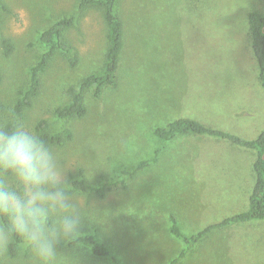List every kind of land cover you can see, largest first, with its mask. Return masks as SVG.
I'll use <instances>...</instances> for the list:
<instances>
[{
  "label": "rangeland",
  "instance_id": "374dc122",
  "mask_svg": "<svg viewBox=\"0 0 264 264\" xmlns=\"http://www.w3.org/2000/svg\"><path fill=\"white\" fill-rule=\"evenodd\" d=\"M79 1L0 0V38L12 43L8 54L0 44V127L13 120L29 69L45 50L39 33L73 17L63 35L75 64L55 51L39 93L16 121L34 133L40 119L50 133L69 129L70 140L49 145L69 180L80 170L87 184L105 189L99 197L68 184L92 220L84 233L110 255L80 242L66 247L67 264H264V219L211 229L189 246L169 229L173 217L190 236L245 210L256 152L207 134L168 141L154 134L177 118L246 139L264 129V87L247 21L249 11L264 15V0H117L124 30L117 83L100 96L87 88L85 114L61 119L55 109L70 100L69 88L101 72L107 46L101 12L79 9ZM0 264L35 261L21 240L13 256L0 250Z\"/></svg>",
  "mask_w": 264,
  "mask_h": 264
},
{
  "label": "trees",
  "instance_id": "16d2710c",
  "mask_svg": "<svg viewBox=\"0 0 264 264\" xmlns=\"http://www.w3.org/2000/svg\"><path fill=\"white\" fill-rule=\"evenodd\" d=\"M116 3L117 0H80L78 3L79 9L94 7L101 12L106 26L107 46L101 72L90 73L80 80L76 88H69L70 100L55 109V114L61 119L81 117L85 114L84 93L87 88L92 87L93 94L100 96L103 87L115 86L117 83L116 71L124 44V30L123 22L116 11ZM72 21L73 17H62L55 20L39 33L38 39L45 50L29 69L27 86L17 97L12 108L13 120L5 121L1 127H8L11 123L22 119L24 109L31 105L32 99L39 93L41 73L44 71L55 51H60L69 58L72 65L75 64L77 57L74 53V48L65 40L63 35L64 30ZM247 21L251 34V47L259 64L260 78L264 87V15L257 11H249L247 13ZM0 44L4 54H8L12 50V43L8 37L1 36ZM189 132L228 139L233 143L254 150L256 152V158L253 162L255 180L249 193L248 206L245 211L226 217L219 223L209 225L190 236L182 234L176 224V220L171 217L170 232L174 235L181 236L187 246H189L201 240L214 227L264 219V129L256 137L246 139L227 131L205 126L191 118H177L171 121L166 127H157L154 130V134L162 141H168L178 134ZM35 134L48 145H61L72 138V133L67 128L50 133L47 130V123L44 119H40L36 123ZM157 152L158 150L155 153ZM155 159L156 154L151 159L141 160L137 163L135 169H140L149 163V161ZM69 187L72 191L93 190L99 197H103L105 193L103 186L91 187L87 184L80 170L77 174L71 175ZM20 241L21 239L14 238L13 243L5 249V252L13 256L16 253V245ZM81 243L90 246L91 252L95 255H110L109 250L92 234H84ZM183 254L184 251L180 253V256Z\"/></svg>",
  "mask_w": 264,
  "mask_h": 264
},
{
  "label": "clouds",
  "instance_id": "9594fccd",
  "mask_svg": "<svg viewBox=\"0 0 264 264\" xmlns=\"http://www.w3.org/2000/svg\"><path fill=\"white\" fill-rule=\"evenodd\" d=\"M69 182L53 149L24 123L0 127V250L19 238L35 264H67L66 247L92 221Z\"/></svg>",
  "mask_w": 264,
  "mask_h": 264
},
{
  "label": "crops",
  "instance_id": "0c3cea01",
  "mask_svg": "<svg viewBox=\"0 0 264 264\" xmlns=\"http://www.w3.org/2000/svg\"><path fill=\"white\" fill-rule=\"evenodd\" d=\"M211 136V135H210ZM215 137V136H214ZM224 139V138H223ZM226 140H228V139H226ZM228 142L231 144V146L232 145H235V146H238V147H241V148H245V149H248L247 147H244V146H241V145H238V144H236V143H233V142H231L230 140H228ZM230 144H228L227 145V147H230ZM252 150V149H251ZM243 156L244 157H246V159H248L247 158V156L245 155V154H243ZM256 158V157H255ZM255 158L253 159V160H251V161H249L248 162V164L249 165H251V169H252V171H253V175H254V180H255V174H254V170H253V162H254V160H255ZM196 176V175H195ZM196 177H198L199 178V176H196ZM253 186V185H252ZM252 188V187H251ZM251 191V190H250ZM248 197H249V195H248ZM248 197H247V206H248ZM247 209V208H246ZM245 209V210H246ZM245 210H243V211H245ZM243 211H241V212H243ZM241 212H239V213H241ZM227 217H229V216H227ZM249 221H251V220H249ZM243 222H247V221H243ZM238 223H242V222H238ZM233 224H236V223H233ZM230 225H232V224H230ZM228 226V225H227ZM215 229H217V228H224V227H214ZM214 228H212V229H214ZM214 229V230H215Z\"/></svg>",
  "mask_w": 264,
  "mask_h": 264
}]
</instances>
